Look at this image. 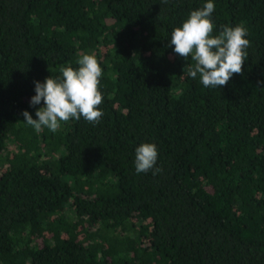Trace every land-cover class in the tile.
Instances as JSON below:
<instances>
[{
    "label": "trees",
    "instance_id": "obj_1",
    "mask_svg": "<svg viewBox=\"0 0 264 264\" xmlns=\"http://www.w3.org/2000/svg\"><path fill=\"white\" fill-rule=\"evenodd\" d=\"M212 2L251 41L221 88L170 45L207 0H0V264H264V0ZM83 54L103 117L37 132L34 81Z\"/></svg>",
    "mask_w": 264,
    "mask_h": 264
},
{
    "label": "clouds",
    "instance_id": "obj_2",
    "mask_svg": "<svg viewBox=\"0 0 264 264\" xmlns=\"http://www.w3.org/2000/svg\"><path fill=\"white\" fill-rule=\"evenodd\" d=\"M167 2V0H165ZM215 4L207 0L203 7L192 10L176 27L170 38L174 53L188 60L195 61L188 69V74L200 81L205 88H221L228 84L233 75H243V67L248 58L251 41L248 29L242 25L223 26L218 34L213 35L215 28L212 14ZM78 67L61 68L62 77L45 78L43 82L34 81L35 95L29 103L36 109V119L24 110L22 115L27 125L40 132L47 128L53 133L61 128L62 122L79 120L83 117L95 125L103 117L99 107L103 103L100 80L103 69L92 54H83L77 61ZM158 149L154 143H142L135 149V169L137 174L152 171L153 175L162 172L156 167Z\"/></svg>",
    "mask_w": 264,
    "mask_h": 264
}]
</instances>
